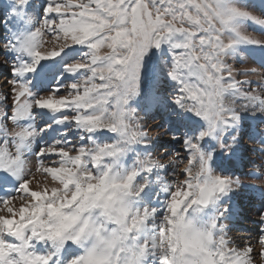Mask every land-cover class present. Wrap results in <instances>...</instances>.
<instances>
[{
	"label": "snow or ice",
	"instance_id": "snow-or-ice-1",
	"mask_svg": "<svg viewBox=\"0 0 264 264\" xmlns=\"http://www.w3.org/2000/svg\"><path fill=\"white\" fill-rule=\"evenodd\" d=\"M5 17L0 264H264V0Z\"/></svg>",
	"mask_w": 264,
	"mask_h": 264
},
{
	"label": "rangeland",
	"instance_id": "rangeland-1",
	"mask_svg": "<svg viewBox=\"0 0 264 264\" xmlns=\"http://www.w3.org/2000/svg\"><path fill=\"white\" fill-rule=\"evenodd\" d=\"M41 2V0H36L37 6H39V3ZM7 17H5L4 19H0V35H6L7 34V30L10 27L7 24ZM0 71H3L2 69H0ZM163 121L157 117V119L155 121H149V125H148V131L149 134L153 137H159L161 135V133H163L164 129L162 128H156L155 125L162 123ZM164 140L169 139V137H164ZM250 170V169H249ZM255 215H252L251 219H247L244 217H241V219L239 218V220H245L244 222L248 224V226L246 227H233V232L231 233V235L233 237H239V236H245L248 235L250 233L254 234L255 233V229L257 227V225H255L252 221L255 219ZM238 220V219H237Z\"/></svg>",
	"mask_w": 264,
	"mask_h": 264
},
{
	"label": "bare ground",
	"instance_id": "bare-ground-1",
	"mask_svg": "<svg viewBox=\"0 0 264 264\" xmlns=\"http://www.w3.org/2000/svg\"><path fill=\"white\" fill-rule=\"evenodd\" d=\"M240 219H241V217H240ZM245 220H239V221H235L234 223H233V225H232V227H246V226H248V224L247 223H245L244 222Z\"/></svg>",
	"mask_w": 264,
	"mask_h": 264
}]
</instances>
